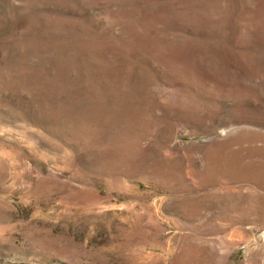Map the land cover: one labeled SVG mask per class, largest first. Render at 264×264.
I'll return each instance as SVG.
<instances>
[{
    "label": "rangeland",
    "instance_id": "374dc122",
    "mask_svg": "<svg viewBox=\"0 0 264 264\" xmlns=\"http://www.w3.org/2000/svg\"><path fill=\"white\" fill-rule=\"evenodd\" d=\"M0 264H264V0H0Z\"/></svg>",
    "mask_w": 264,
    "mask_h": 264
}]
</instances>
